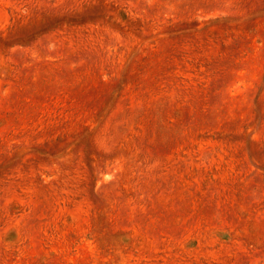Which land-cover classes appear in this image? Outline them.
I'll return each mask as SVG.
<instances>
[{"label":"rangeland","instance_id":"rangeland-1","mask_svg":"<svg viewBox=\"0 0 264 264\" xmlns=\"http://www.w3.org/2000/svg\"><path fill=\"white\" fill-rule=\"evenodd\" d=\"M0 264H264V0H0Z\"/></svg>","mask_w":264,"mask_h":264}]
</instances>
